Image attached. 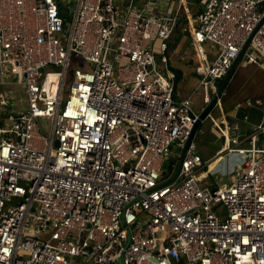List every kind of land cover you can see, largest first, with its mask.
<instances>
[{"label":"built area","instance_id":"built-area-1","mask_svg":"<svg viewBox=\"0 0 264 264\" xmlns=\"http://www.w3.org/2000/svg\"><path fill=\"white\" fill-rule=\"evenodd\" d=\"M73 1L0 0V264H264V118L244 148L239 126L209 112L219 152L245 157L203 186L191 141L170 180L198 113L174 96L167 53L183 16L208 101L264 0H199L193 17L187 0L173 13L158 0ZM257 53L264 21L247 60ZM72 54L93 67L73 70L64 97Z\"/></svg>","mask_w":264,"mask_h":264},{"label":"rangeland","instance_id":"rangeland-1","mask_svg":"<svg viewBox=\"0 0 264 264\" xmlns=\"http://www.w3.org/2000/svg\"><path fill=\"white\" fill-rule=\"evenodd\" d=\"M187 1L189 2L190 13H194V5L190 2L191 0H187ZM59 2H61L64 5H66V2L70 3L71 5L74 4L73 0H59ZM66 12L68 18L71 19V15L69 14V9H67ZM185 28L187 30V26H185ZM177 44L178 45H176V47L178 46L180 47V44H183V48L177 50L178 51L177 54L167 51L169 58L168 65L177 66L182 69L181 76L178 79L177 85L175 87L174 96L181 98L184 95L188 94L190 96L193 110L199 114L207 104V102L203 100V95L205 94L206 87L203 85H198L195 91V83H196L195 77H194V82L188 80L189 77L193 76V74L190 73V71L191 68L194 67L193 56L195 55V51L193 49L189 32L187 35H184L181 42ZM184 47H186L187 52L190 54V57H188L190 59H185L186 57L184 56L183 58L182 57L177 58V56L181 55V53L179 52L180 50L182 51ZM202 47L208 58H211V56L214 57L217 53L216 46L213 45L210 41L203 42ZM154 55L157 65L163 67V63L160 61V54L158 52H155ZM77 67L89 69L93 67V65L86 63L79 55L72 54L71 62L68 67V77L66 79L65 87H64V97H66L68 94V90H69L68 88L70 81L72 80L73 70ZM187 68H189L190 71H188ZM196 75L198 78L201 76L199 72H196ZM220 80L221 78L217 80V84L218 81ZM4 88L5 86H0V91L3 90ZM211 93L212 91L209 89L210 96ZM220 96L222 99L221 100L222 102H220V104L222 105L224 111L226 112L227 109L232 110L234 111V115L236 114V107L241 108L245 102L248 103L246 110L247 108L249 109V106L250 108L252 107V105L257 106L256 104L264 106V69L259 66L256 67V65L252 62L244 65L240 61L237 64L229 82L227 83L223 93ZM217 107L218 104H215L210 110L214 115L216 114L219 115ZM263 108L264 107L260 108L261 111H264ZM44 122L46 124L47 120H44ZM249 123L251 124L252 122ZM255 124L253 125L251 124V125L254 126ZM212 126H214V124L207 115L204 118V120L201 122V127L195 130L192 137V142L194 143L196 149H199L200 151H204L205 148L209 147L207 143L212 142L213 139ZM217 138L220 139V135ZM220 141L222 142L223 138ZM235 156L236 157L240 156V153H232V154L225 153L221 161L219 162L218 166L216 167V171H214V169H211L212 172L209 171L210 169L205 171L203 175L200 176L199 183H201V185L203 186L208 185L211 187L215 186L218 182H220V184L226 183L228 179L231 178L232 176L231 174L233 172V168L235 165ZM172 159L174 163H177V158H171V159L166 158L163 163V170L167 171L168 169H170ZM203 164H204V160H203Z\"/></svg>","mask_w":264,"mask_h":264},{"label":"crops","instance_id":"crops-1","mask_svg":"<svg viewBox=\"0 0 264 264\" xmlns=\"http://www.w3.org/2000/svg\"><path fill=\"white\" fill-rule=\"evenodd\" d=\"M116 1L120 5H122L123 2L126 3L127 0H116ZM143 1L144 0H133L135 5H141ZM190 2L194 5V13H191V16L193 17L195 15V13H197L200 10L201 6H200V3H198V0H191ZM155 6L158 7V10H162V12H164V13H173V12H175V9H176V2H175V0H158L157 1V5H155ZM182 38H181V40H182ZM170 47H173V52L172 53H176L177 54L178 53L177 50L183 48V44H180V47L179 46L178 47H174V46H172L170 44ZM179 53H181V55L177 56V58L178 57H182L183 58V56H184V57H186L185 59H190V58H188V57H190V54L187 52L186 47H184V49H182V51L180 50ZM256 58L258 60L257 63L256 62H252V63H254L256 65V67L259 66V67H262L264 69V56L261 53H257L256 54ZM193 59H194V67L191 68V71L189 70V68H187V70L190 71V73L193 74V76L189 77L188 80L194 82V77L196 79V83H195V91H196L197 86L199 85L198 84L199 83V78L197 77L196 73L194 72L195 64H196L195 55L193 56ZM240 61L244 65L250 63V61L247 60L246 55H244L243 58ZM169 68L171 69L170 66H169ZM180 76H181V74H180ZM213 94H214V92L211 93V96ZM204 95H203V100H204ZM186 96H188V94L184 95L183 97H186ZM211 96L209 94V100H210ZM183 97H181V98H183ZM176 98L180 99L178 97H176ZM209 100L206 101V102L208 103ZM221 100L222 99H221V96H220V98L218 99V101L216 103V104H218L217 108H218L219 115H217V114L214 115L210 111L211 115H213L214 118L217 119V120L225 121L228 127L232 128L233 126L238 125L239 126L238 133L240 135V140H239V142L236 145L244 147V148H247V146H249V141L246 138V136L251 132V130L253 128L252 125L255 124V123H258L260 120H262L264 118V111H261V109H260V108H262L264 106L256 104L257 106L252 105L251 108L249 106V109L247 108V110H246V107L248 106V103L245 102L246 104L244 103V105L241 108L236 107V114L234 115V111H232V110H228L227 109L226 112L224 111V109L222 108V105L220 104V102H222ZM241 114L243 115V118H242ZM209 119L211 120L210 117H209ZM249 122H252L251 123L252 125ZM212 130H213L212 142L207 143L209 147L205 148L204 151H200L199 149H197L199 151V153L201 154L203 160H204V164H203L202 167H200L197 170H195L196 174L204 173L208 169H210L209 171H211V172H212L211 169H214V171H216V167L218 166L219 162L221 161V159H222V157H223V155L225 153H230V154H232V153H240V156H238V157L235 156V165L237 164L238 161H240L242 158L245 157V153L239 152V151H223V153H220L219 151H220V149L223 148V146L225 144V140H224L223 137H220V139L217 138V137H219V135H218L219 132L216 129V127L212 126ZM229 133L233 134L232 129H229ZM222 138H223V141L221 142L220 140ZM219 142H220V144H219ZM257 143L264 145V132H261V133L258 134ZM232 144L234 145V143H232ZM241 155H242V157H241ZM235 165H234V168H235Z\"/></svg>","mask_w":264,"mask_h":264},{"label":"water","instance_id":"water-1","mask_svg":"<svg viewBox=\"0 0 264 264\" xmlns=\"http://www.w3.org/2000/svg\"><path fill=\"white\" fill-rule=\"evenodd\" d=\"M264 21V16L261 18V20L258 22V24L256 25V27L254 28V30L251 32V34L248 36V38L246 39V41L244 42L243 46L241 47L239 53L237 54V56L233 59L229 69L227 70L226 74L221 78V80L219 81L218 87L216 92H214V94L211 96L209 102L207 103V105L203 108V110L198 114L197 119L195 120L192 129H191V133L186 141V143L184 144L182 150H181V154H180V158L178 160L177 163V168L175 171L174 176L170 179L173 180L175 179L180 171V167H181V161L184 157V154L186 152V149L188 147V145L190 144V142L192 141V137L193 134L195 132V130L197 129L198 125L204 120V118L208 115V113L210 112L211 108L217 103L218 99L220 98V95L223 93L227 83L229 82L237 64L240 62V60L243 58V56L245 55L247 48L250 44V40L251 37L253 35V33L256 31V29L263 23ZM55 144H57V142L55 141Z\"/></svg>","mask_w":264,"mask_h":264},{"label":"trees","instance_id":"trees-1","mask_svg":"<svg viewBox=\"0 0 264 264\" xmlns=\"http://www.w3.org/2000/svg\"><path fill=\"white\" fill-rule=\"evenodd\" d=\"M186 24H187L186 20L183 16L176 20L172 34H171V37L169 39V44L176 47V45H178L177 43H179L181 41V38L184 35L188 34L189 31H187L185 28V26H187ZM170 67H171V69L175 75V87H176L177 81L180 77V74L182 73V69L180 67H177V66H170ZM194 72L196 73L197 71L194 69ZM218 84H219V81H218ZM199 127H201V123L198 125L197 128H199ZM172 162L174 163L173 159H172Z\"/></svg>","mask_w":264,"mask_h":264}]
</instances>
